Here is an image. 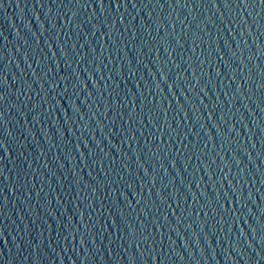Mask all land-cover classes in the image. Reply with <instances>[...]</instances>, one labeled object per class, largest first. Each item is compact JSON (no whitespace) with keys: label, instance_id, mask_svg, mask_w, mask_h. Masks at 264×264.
Here are the masks:
<instances>
[{"label":"water","instance_id":"obj_1","mask_svg":"<svg viewBox=\"0 0 264 264\" xmlns=\"http://www.w3.org/2000/svg\"><path fill=\"white\" fill-rule=\"evenodd\" d=\"M0 264H264L260 0H0Z\"/></svg>","mask_w":264,"mask_h":264},{"label":"snow or ice","instance_id":"obj_2","mask_svg":"<svg viewBox=\"0 0 264 264\" xmlns=\"http://www.w3.org/2000/svg\"><path fill=\"white\" fill-rule=\"evenodd\" d=\"M260 4L261 5H264V0H260Z\"/></svg>","mask_w":264,"mask_h":264}]
</instances>
